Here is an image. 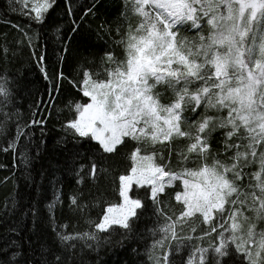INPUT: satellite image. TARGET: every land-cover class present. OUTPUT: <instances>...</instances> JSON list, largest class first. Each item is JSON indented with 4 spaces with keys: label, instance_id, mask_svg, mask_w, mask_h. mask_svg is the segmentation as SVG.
<instances>
[{
    "label": "snow or ice",
    "instance_id": "snow-or-ice-1",
    "mask_svg": "<svg viewBox=\"0 0 264 264\" xmlns=\"http://www.w3.org/2000/svg\"><path fill=\"white\" fill-rule=\"evenodd\" d=\"M16 2L28 9L26 18L39 24L55 4L33 0L28 8L29 0ZM131 3L138 21L117 41L124 58L105 53L99 71L85 69L79 84L70 81L88 100L69 105L75 116L65 125L74 141H95L103 154L133 144L130 174L118 178L122 202L108 206L99 221H88L91 231L69 233L67 225H60L59 231L53 227L56 237L69 250L79 241L95 250L111 243L118 229L126 239L150 207L156 217L150 230L152 264H174L175 254L185 248H195L198 264H264V0ZM17 28L23 34L19 43L31 46L38 38ZM43 59L41 54L38 63L47 76ZM61 78L62 73L57 80ZM7 85V78L0 77V130L12 118L4 111L11 98ZM162 92L169 93L166 103ZM186 111L197 118L189 122ZM217 133L222 136L223 160L213 152L211 141ZM23 135L24 126H18L16 137L0 150L15 151ZM177 140L188 143L176 152L179 167L174 170L169 165ZM190 161L194 166H187ZM97 169L93 163L90 178H97ZM134 185L145 190L147 203L131 195ZM82 196L69 197L73 211L88 207L79 202ZM60 202L57 195L48 205L50 218ZM8 206L14 209L15 201ZM197 221L206 226L199 235ZM185 228L191 234H185ZM213 234L218 239L209 240L208 247L191 244ZM186 261L196 264L191 252Z\"/></svg>",
    "mask_w": 264,
    "mask_h": 264
},
{
    "label": "trees",
    "instance_id": "trees-1",
    "mask_svg": "<svg viewBox=\"0 0 264 264\" xmlns=\"http://www.w3.org/2000/svg\"><path fill=\"white\" fill-rule=\"evenodd\" d=\"M132 8L131 0L127 5L125 0H55L45 22L39 24L26 18L24 13L28 9L18 2L0 0V49H7L0 52V77L8 81L11 98L4 111L12 116L0 130L3 133L0 134V149L8 147L16 137L18 126H24L23 136L31 139L25 148L28 161L17 154V149L0 150V264H59L70 260L75 264H143V261L148 264L144 255H136L144 244L142 239L146 238L147 220L136 223L126 239L121 235L111 239L110 247L101 252L81 242L69 250L58 243L49 209L44 207L54 194L49 184L55 183L53 189L61 190V202L55 206L54 223L58 226L66 223L69 233H82L92 230L88 221H99L108 205L121 202L118 178L130 172L128 155L133 144L121 146L115 154H103L95 141H74L64 130L63 123L75 116L70 104L88 100L70 81L79 84L85 69L99 71L105 53L111 52L117 59L124 58L123 48L117 41L129 25L134 27L138 21ZM17 25L29 35L36 34L38 38L33 39L31 46L26 41L18 42L23 40V34ZM181 35L190 36L191 33L182 32ZM41 54L47 76L38 63ZM60 73L63 78L58 81ZM161 100L168 102L169 93L162 92ZM26 104L28 106L24 107ZM16 112H19L18 117ZM185 116L189 122L197 118L190 111H186ZM32 120L46 122L33 125ZM221 140L222 136L217 133L211 143L213 152L223 160ZM187 143L186 140L173 143L169 165L173 169L179 167L176 152L183 150ZM162 154L167 157V150L163 149ZM65 161L73 165V170L67 174L63 171ZM93 163L98 166L97 178L93 180L87 175L84 183L78 184L79 170L89 171ZM190 164L191 161L187 165ZM46 169L55 174L51 183L45 179ZM77 193H83L79 202L88 205L83 212L73 211L69 206V197ZM13 201L14 209L8 206ZM171 203L179 208L174 201ZM197 225L195 235L206 227L199 221ZM185 234H191L187 228ZM207 239L216 240L217 236L213 234ZM205 240L192 242L204 243Z\"/></svg>",
    "mask_w": 264,
    "mask_h": 264
},
{
    "label": "rangeland",
    "instance_id": "rangeland-1",
    "mask_svg": "<svg viewBox=\"0 0 264 264\" xmlns=\"http://www.w3.org/2000/svg\"><path fill=\"white\" fill-rule=\"evenodd\" d=\"M32 2H33V0H29V3L32 5ZM80 103H84V102H80ZM28 105L26 104V106L24 105V107H27ZM74 117H71V118H67L65 121H64V123H63V128H64V130H65V125H66V123L69 121V120H71V119H73ZM185 127H187L186 125H185ZM194 131V130H193ZM62 132H65V131H63L62 130ZM69 133V132H68ZM61 139V138H60ZM31 139H29L27 136H26V138L24 137V136H20V138H19V140H18V142H17V154L20 156V157H22L23 158V160L25 161H28V154H27V152H28V150H25V148H26V142H28L29 143V141H30ZM188 142V141H187ZM71 144L73 145V140H71ZM156 147H161V146H159V145H157ZM152 149H149V151H151ZM23 151H24V155H23ZM25 156H26V159H25ZM72 158H73V156H71ZM56 160H58V156H57V158H56ZM29 163H31L30 161H29ZM24 164V163H23ZM53 166H54V168H56L57 167V164H52ZM187 166H189V167H192L193 166V164H190V165H187ZM64 167L67 169H65V170H63L64 171V174H67V173H70V171L69 170H73V165H71L70 163L68 164V163H66V161H65V163H64ZM53 168V169H54ZM83 170H79V172H78V174H77V176H78V178H79V180L81 179V178H83V183H84V181L87 179V175H88V173H89V171L88 170H85L84 168H82ZM174 170H178V169H174ZM46 172H47V174H48V176H47V174L45 173V179L46 180H50V183H51V181H53V179L55 178V174H53L54 172H49L48 171V169H46ZM128 174H130V172L128 173ZM99 175V170L97 169V176ZM59 178V177H58ZM92 179V178H91ZM93 180H95V179H93ZM60 181H62V179L60 180ZM49 186H50V188L52 189V192H54V194H53V196L52 197H50L49 199H47L46 200V203H45V205H44V207L46 208V206H47V208H48V205L50 204V203H53L54 201H55V199H56V196L57 195H59V197H61V190L60 189H57V190H55V188L53 189V187L55 186V183H52V184H49ZM131 195H133V196H136V195H139L142 199H145V190L144 189H137L136 188V186L134 185L133 186V190H132V193H131ZM121 202H122V200H121ZM120 202V203H121ZM145 202L147 203V201H146V199H145ZM115 204H117V203H115ZM115 204H110V205H108V206H111V205H115ZM119 204V203H118ZM107 206V207H108ZM49 209V208H48ZM55 208L54 209H52V213H51V219H52V221H51V225L53 226V227H56V229H57V231H59L60 229H59V226L58 225H56L55 223H54V220H56V214H55ZM48 214H49V212H48ZM49 218H50V215H49ZM142 219H145V220H147L148 222H147V233H146V238H143L142 240H143V242H144V244L141 246V247H139V251H137V252H139V253H137L136 252V255L137 256H139V257H141L142 255H144L145 256V260L147 261L146 263H148V264H152V262H151V260L149 259V250H150V247H151V245H152V243H153V241H154V238L151 236V234H150V230L155 226V224H156V217H155V215L152 213V209L149 207V208H147L145 211H144V214L143 215H140V217H139V219L137 220V222H135L134 224H133V227L136 225V223H138V222H140ZM63 225H67L66 223L65 224H63ZM67 227H68V225H67ZM65 231L66 232H68V229L66 228L65 229ZM71 231H73L72 229H71ZM55 233V232H54ZM70 233H75V232H70ZM101 235V237H105V236H107L108 234L107 233H101L100 234ZM120 235V233H118V232H114V233H112V235H111V239H113V238H116V237H118ZM217 239H218V237H217ZM216 239V240H217ZM209 240L210 239H207V240H205L204 241V243H195V242H192L191 241V244L193 245V246H197V247H199V246H202V247H208L209 246ZM57 241H58V243H60L59 242V240H58V238H57ZM79 242H81V243H83L84 244V242L83 241H79ZM81 243H79V244H81ZM61 244V243H60ZM110 245V243H108V244H102L99 248H97V249H93L94 251H96V252H101V249H106L108 246ZM62 246V245H61ZM104 246H106V247H104ZM110 247V246H109ZM108 247V248H109ZM91 249V248H90ZM104 250L102 251V252H104ZM191 252V254H192V259H193V261H195L196 262V264H198V261H199V256H198V254L195 252V248H192V249H188V248H185V249H182V251L180 252V253H176L175 254V260H174V264H187V261H186V256H187V254L188 253H190ZM156 254L157 255H159L160 253H159V250H157V252H156ZM209 255H212V256H214L215 254L214 253H209ZM221 259H223V258H221ZM60 260V259H59ZM59 264H75L74 262H73V260H70V261H65V262H61V263H59ZM80 264V263H79ZM143 264H145L144 263V261H143Z\"/></svg>",
    "mask_w": 264,
    "mask_h": 264
}]
</instances>
